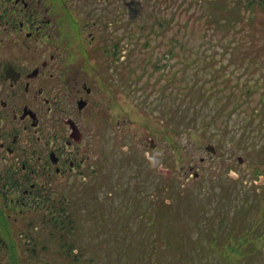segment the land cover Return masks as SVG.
I'll use <instances>...</instances> for the list:
<instances>
[{
  "label": "rangeland",
  "instance_id": "1",
  "mask_svg": "<svg viewBox=\"0 0 264 264\" xmlns=\"http://www.w3.org/2000/svg\"><path fill=\"white\" fill-rule=\"evenodd\" d=\"M225 3L110 0L103 10L83 3L89 10L86 19L97 20L95 38L85 32L83 52L74 58L81 61V73L92 89L91 111L100 120L96 135L87 134L92 150L86 165L93 163L95 169L85 173V180L67 176L68 182L58 183L56 194L66 201L56 203L54 213L65 210L71 233H53L52 225L41 221L42 212L6 209L13 218L8 231L32 233L38 254L33 256L21 237L13 247L14 262H8L3 245L0 264H264V114L254 113L260 95L254 92L239 108L244 110L229 118L224 111L222 125L205 128L198 120L194 126L185 112L192 107L189 89L206 84V78H185L188 88L178 90L175 82L162 81L153 66L161 63L171 37L183 34L189 45L200 48L210 14L219 23L212 26L210 39L235 38V45L242 41L224 61L235 53L247 60L245 71L232 60L243 79L264 77V56L257 65L249 59L256 53L253 43L264 39L259 25L264 16L235 37L227 22L221 23ZM85 17L81 8V27ZM109 20L112 39L118 34L129 38V49L120 53L128 62L122 76L113 70L122 66L120 58L112 62L101 52ZM159 20L168 23L165 30ZM225 75L234 79L230 70ZM217 86L208 82L205 89ZM139 204L140 213L151 214L137 217ZM73 249L77 260L70 256Z\"/></svg>",
  "mask_w": 264,
  "mask_h": 264
},
{
  "label": "flooded vegetation",
  "instance_id": "2",
  "mask_svg": "<svg viewBox=\"0 0 264 264\" xmlns=\"http://www.w3.org/2000/svg\"><path fill=\"white\" fill-rule=\"evenodd\" d=\"M84 2L103 10L110 0H0V248L16 246L21 237L27 246L38 247L32 233L8 231L13 218L6 209L42 212L41 221L49 223L55 204L66 201L56 194L59 181L85 180V173L95 169L86 165L92 150L87 134L96 135L100 120L91 111L92 89L81 61L74 58L83 52L85 32L95 38L97 20L86 19ZM106 24L101 49L118 53L112 23ZM64 213L57 214L61 225L68 222Z\"/></svg>",
  "mask_w": 264,
  "mask_h": 264
},
{
  "label": "trees",
  "instance_id": "3",
  "mask_svg": "<svg viewBox=\"0 0 264 264\" xmlns=\"http://www.w3.org/2000/svg\"><path fill=\"white\" fill-rule=\"evenodd\" d=\"M225 2L221 23L227 22L230 28H232L235 37L245 33L251 23H256L259 16H264V0H225ZM209 16L210 14H208L204 21L206 23L205 37L207 42L201 35V40L198 42L199 48L195 45H189L187 40H183L181 38L184 36L183 34L171 37L165 43L168 50L161 53L162 57L159 60L161 63L153 64V66L161 72L162 78L166 81L170 83L175 82L178 90L188 88L186 87L187 82H185V78L193 81L194 76L198 75L206 78V84L208 82L217 83V87L208 89H205L206 84L199 85L195 89H193L192 85L190 86L189 102L192 103V107L185 108L189 110L184 111L189 115L191 125L195 126L198 120L205 128L209 124L215 126L222 125L224 116L222 114H224V111L229 118L231 113L244 110L239 108L242 107L244 101L252 96L254 92L260 95L257 98L258 104L255 106L254 113L256 115L264 114V107L262 108L261 106L260 108V105L264 104V77L246 75L245 79H243L239 73H236L240 70L233 66L232 60L237 63V66L242 67L244 71L247 69V60L245 58L238 59L235 53L232 54L230 60L224 61L225 57L230 55L233 46L239 48L242 41L235 45V38H226L227 40L224 37L210 39L212 26H216L219 23L214 24ZM162 18L170 22L167 17ZM158 23L160 28L162 25V30H165L168 26V23H161L160 20ZM259 25L264 28V21ZM253 45L256 53L251 55L249 59H251V64L257 65V61H260V58L264 56V39L255 41ZM218 47H221L219 48L220 52L218 51ZM218 55L220 57H217ZM226 70L232 72L234 75L233 80L231 75H225ZM189 71L192 72L189 73ZM179 112L180 110H178ZM202 112L204 114L200 115Z\"/></svg>",
  "mask_w": 264,
  "mask_h": 264
},
{
  "label": "water",
  "instance_id": "4",
  "mask_svg": "<svg viewBox=\"0 0 264 264\" xmlns=\"http://www.w3.org/2000/svg\"><path fill=\"white\" fill-rule=\"evenodd\" d=\"M207 147H210V148L212 149V146H210V145H209V146H207Z\"/></svg>",
  "mask_w": 264,
  "mask_h": 264
}]
</instances>
